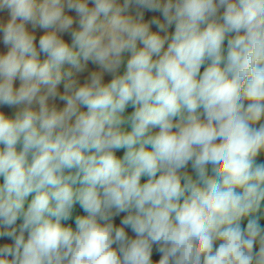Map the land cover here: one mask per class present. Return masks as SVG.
Wrapping results in <instances>:
<instances>
[{
  "label": "clouds",
  "instance_id": "1",
  "mask_svg": "<svg viewBox=\"0 0 264 264\" xmlns=\"http://www.w3.org/2000/svg\"><path fill=\"white\" fill-rule=\"evenodd\" d=\"M0 45V264H264V0H0Z\"/></svg>",
  "mask_w": 264,
  "mask_h": 264
},
{
  "label": "rangeland",
  "instance_id": "2",
  "mask_svg": "<svg viewBox=\"0 0 264 264\" xmlns=\"http://www.w3.org/2000/svg\"><path fill=\"white\" fill-rule=\"evenodd\" d=\"M0 47H2V45H0ZM203 70V69H202ZM130 112L133 110L131 107H129ZM129 110H127V112L129 113ZM123 154V150H120V152L118 153V155H122ZM77 210L79 211V208L77 206ZM262 226H264V221H262Z\"/></svg>",
  "mask_w": 264,
  "mask_h": 264
},
{
  "label": "crops",
  "instance_id": "3",
  "mask_svg": "<svg viewBox=\"0 0 264 264\" xmlns=\"http://www.w3.org/2000/svg\"><path fill=\"white\" fill-rule=\"evenodd\" d=\"M261 161L264 162V157H261Z\"/></svg>",
  "mask_w": 264,
  "mask_h": 264
},
{
  "label": "trees",
  "instance_id": "4",
  "mask_svg": "<svg viewBox=\"0 0 264 264\" xmlns=\"http://www.w3.org/2000/svg\"><path fill=\"white\" fill-rule=\"evenodd\" d=\"M128 110H129V108H128ZM129 113H131L130 110H129Z\"/></svg>",
  "mask_w": 264,
  "mask_h": 264
}]
</instances>
